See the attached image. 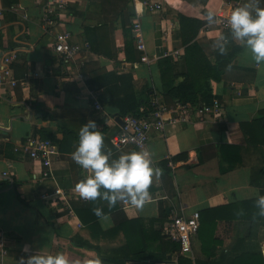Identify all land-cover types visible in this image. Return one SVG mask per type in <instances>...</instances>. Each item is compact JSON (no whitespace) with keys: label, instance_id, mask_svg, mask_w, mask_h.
<instances>
[{"label":"crops","instance_id":"crops-1","mask_svg":"<svg viewBox=\"0 0 264 264\" xmlns=\"http://www.w3.org/2000/svg\"><path fill=\"white\" fill-rule=\"evenodd\" d=\"M47 1L0 0V69L4 56L13 52L16 55L11 65L13 79L0 84V232L6 240L0 264H19L21 257L39 250L63 252L82 264L97 255L104 264H116L104 258L118 257L128 241L133 247L148 246L167 259L125 264H178L182 256L194 263L233 264L244 251L262 252L264 256V216L252 226L239 219L217 221L210 246L203 245L198 233L189 246L176 244L175 250L162 234L173 211L198 218L202 211L255 199L264 190V146L259 154L251 149L242 151L240 157H222L227 145L251 146L241 124L264 115V63H255L250 53L231 39L230 29L216 22L217 14H229L233 3H248L254 10L256 6L264 8V0H72L64 10L66 17L60 21L64 25L59 28L70 31L73 42L90 43L86 27L106 25L112 29L105 41L111 43L114 58L92 49L81 55L84 72L90 78L89 88L101 92L102 112L95 110L80 83L64 81L62 77L60 61L52 49L53 36L42 28ZM149 3H161V9L151 11ZM208 12L214 13L215 23L208 22ZM180 14L205 23L196 40L212 64L218 51L215 41L221 34L228 38L226 51L233 44L242 47L222 80L212 82L214 99L223 105L222 117L206 116L170 125L164 135L150 133L147 149L161 169L149 187L151 200L139 209L124 201L112 207L123 211L128 220L141 221L147 231L133 224L116 227L112 213H107V219L99 218L97 224L84 222L75 210L76 219L68 218L64 209L59 211L42 199L47 190L59 187L73 194V209L84 210L90 205L102 210L111 208L105 200H85L74 190L75 183L89 173L71 157L78 140L63 139L61 133L55 137L59 156L52 165L53 179L39 183L43 166L30 155L35 141L46 140L38 131L55 132L60 121H72L79 129L94 120L103 134L104 150L110 151L112 158L138 150L114 147L112 138L120 132L119 118L123 121L124 116L102 100L117 99L131 88L139 100L148 88L163 100V70L167 72L165 83L173 80L177 85L185 81ZM137 18L144 33V52L136 48L133 22ZM174 49H182L183 56L178 61L171 59L173 70L167 71L161 62L165 53ZM180 154H187V159L172 162ZM233 163L236 165L232 170L222 173L221 167L228 168ZM93 215L84 211L83 219L88 222ZM157 232L163 239L156 240ZM26 245L28 252L24 251Z\"/></svg>","mask_w":264,"mask_h":264},{"label":"trees","instance_id":"trees-1","mask_svg":"<svg viewBox=\"0 0 264 264\" xmlns=\"http://www.w3.org/2000/svg\"><path fill=\"white\" fill-rule=\"evenodd\" d=\"M180 21V29L182 35V42L184 46V60L186 65V79L185 81L175 85L173 80L167 81L165 83V77L167 72L163 70V79H164V90L162 92L163 100L167 103H176L181 104H192L193 106L211 104L214 100V95L212 92V82H220L223 78L225 71L232 65L238 52L242 50V47L239 45L233 44L229 51L225 50L221 53L218 49L216 53V62L211 63L207 56L205 55L203 49L197 42L196 38L200 29L204 26V22L194 18H187L183 15H178ZM86 34L89 38L91 49L96 53L106 55L107 57L114 58L115 55L111 48V43H107L105 38L109 36L112 29L109 26H96V27H86ZM127 32V31H126ZM91 36V37H90ZM125 37H128L126 35ZM128 45H131V42H127ZM162 65H166V70H173V63L171 58H164L161 62ZM119 81L122 80L120 77ZM155 91L152 88H148L144 91V98L139 100L135 90L131 88L128 92H125L123 96L113 99L108 97V99L102 100L109 106L119 109L122 116L132 114L136 117H146L150 110L149 101L151 95ZM144 107L145 110L142 112L141 108ZM77 124L72 123V121H60L58 123V129L54 132H48L40 130V133L44 139L51 140L57 146L55 140L56 134H63V139L71 137L73 140H78V129ZM80 128V127H79ZM241 128L243 134L246 137L247 144L251 146H240V145H227L224 147L225 151L222 153V157L228 159L230 156L237 155L240 157L242 151L253 150L255 154L261 152V147L264 146V115L260 116L258 119L250 123H242ZM186 160L187 154H180L172 158V162L177 160ZM165 164H168V161H165ZM163 163V162H162ZM161 163V164H162ZM241 164V161L239 162ZM243 163V162H242ZM236 164H231L228 168L221 167L222 173H226L233 169ZM261 194H264L262 190ZM255 199L241 201L237 204L224 205L216 208H211L205 211L200 212V229L199 236L204 246H210V243L214 241L215 237V228L217 221H228L232 222L236 219L249 222L250 225H254L262 219V216L258 214V208L255 204ZM96 208L95 205H90L84 210L75 208L77 215L86 223L90 224L91 221L95 224L98 223V217L93 215L92 219L88 222L83 219V214L85 212H93V209ZM104 213H112V216L115 221L116 227H126L130 224L134 226L141 227V230L147 231L144 229L141 221L139 220H128L126 215L123 214V211H118L116 208H111L107 210H102ZM160 220V217L159 219ZM157 220V221H158ZM168 221L164 224L167 225ZM137 230V228L135 227ZM147 233V232H144ZM156 240L163 239L161 232H157ZM148 239V237H144ZM174 244V249L178 248L176 243ZM105 260H110L116 264H125L128 261L133 262H142L147 260H160L165 261L167 259L166 255L164 257L156 254V251L150 250L148 246L141 245L137 247L131 246V242L128 241L124 249H122L118 257H106ZM178 264H202L200 261L195 263L186 257H180ZM233 264H264V256L262 252H251L244 251L240 253Z\"/></svg>","mask_w":264,"mask_h":264},{"label":"built area","instance_id":"built-area-1","mask_svg":"<svg viewBox=\"0 0 264 264\" xmlns=\"http://www.w3.org/2000/svg\"><path fill=\"white\" fill-rule=\"evenodd\" d=\"M72 0H49L44 6L42 17V28L45 34L53 36L52 49L60 61L61 74L64 81H77L86 90L87 96L93 103L95 110L102 112L103 106L100 102L101 92L99 89H90L88 86L89 76L84 72L85 63L82 59L84 52H91V45L88 42L75 43L72 40V33L65 29H60V21L66 17L64 10ZM229 14L222 11L217 14L216 22L225 30H229L228 17L231 11L238 6L239 2L230 5ZM151 11L161 9V3H149ZM64 25V24H63ZM60 27V28H59ZM64 28V26L62 27ZM61 30V31H60ZM133 33L136 48L139 51H146V43L142 25L139 18L133 22ZM183 56L182 49H174L165 53V58L178 61ZM16 58L15 53L8 54L3 58V66L0 69V84L8 78L13 79L12 63ZM150 112L146 117H136L132 114L123 117V124L120 132L112 138L114 147L118 150L133 147L135 149L147 148L150 133L159 132L164 135L167 127L175 124H186L200 117L213 116L220 119L223 113V105L218 99H214L211 104L193 106L192 104H181L179 102L168 104L154 92L149 101ZM144 107L141 108L143 112ZM31 157L39 161L42 166V174L39 183L48 179H53L52 165L59 156V149L51 140L35 141L30 151ZM73 194L63 191L59 187L47 190L42 199L50 206L63 209L67 212V217L76 219V214L72 206ZM128 201L125 200L124 204ZM78 226L82 224L78 222ZM200 229L199 217L187 216L173 211L167 225L162 229L163 237L176 244L189 246L192 237L197 236ZM5 236L0 232V255L6 253Z\"/></svg>","mask_w":264,"mask_h":264},{"label":"clouds","instance_id":"clouds-1","mask_svg":"<svg viewBox=\"0 0 264 264\" xmlns=\"http://www.w3.org/2000/svg\"><path fill=\"white\" fill-rule=\"evenodd\" d=\"M208 22L215 23L214 13L208 12ZM231 39L238 42L252 60L264 63V8L244 3L235 7L229 17ZM228 38L221 34L215 41L219 51L226 50ZM74 162L87 170L89 174L78 180L74 190L85 200L95 201L97 198L107 201L108 207L116 206L118 201L127 200L130 206L142 208L151 200L149 187L153 177L161 174L159 166L154 164L153 153L143 148L123 152L117 158H112L110 151L104 150L103 134L97 130L94 120L82 124L78 132V144L71 153ZM255 204L258 214L264 216V194H257ZM94 214L101 219H107L108 214L100 207L93 209ZM28 252V246L24 247ZM19 264H82L80 260H70L63 252H42L21 257ZM86 264H104L97 255Z\"/></svg>","mask_w":264,"mask_h":264},{"label":"water","instance_id":"water-1","mask_svg":"<svg viewBox=\"0 0 264 264\" xmlns=\"http://www.w3.org/2000/svg\"><path fill=\"white\" fill-rule=\"evenodd\" d=\"M119 121H121V125L123 124L122 118H119Z\"/></svg>","mask_w":264,"mask_h":264}]
</instances>
